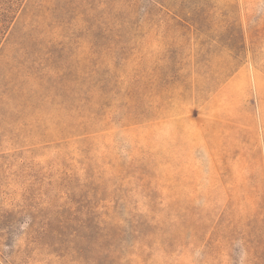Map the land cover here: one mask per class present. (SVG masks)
<instances>
[{
  "label": "rangeland",
  "instance_id": "1",
  "mask_svg": "<svg viewBox=\"0 0 264 264\" xmlns=\"http://www.w3.org/2000/svg\"><path fill=\"white\" fill-rule=\"evenodd\" d=\"M0 264H264V0H0Z\"/></svg>",
  "mask_w": 264,
  "mask_h": 264
},
{
  "label": "trees",
  "instance_id": "2",
  "mask_svg": "<svg viewBox=\"0 0 264 264\" xmlns=\"http://www.w3.org/2000/svg\"><path fill=\"white\" fill-rule=\"evenodd\" d=\"M89 97H87L86 98V101L85 102H87V103H89L88 101H91L89 98H93L94 97V92H91V94L90 95H88ZM99 104H100V102H98ZM108 106V104H105L104 102H102L101 104H100V107H107ZM90 111V110H89ZM95 113V112H94ZM96 114V113H95ZM78 116H80V114H78L77 115V118H78ZM81 116H82V113H81ZM81 118V117H80ZM78 120V119H77ZM76 120V121H77ZM81 123H82V121H81ZM77 125V126H76ZM76 125H74V126H71V127H79V126H81L82 124H80V122L78 123V124H76ZM72 129H74V128H72ZM112 247V243H109V249Z\"/></svg>",
  "mask_w": 264,
  "mask_h": 264
}]
</instances>
